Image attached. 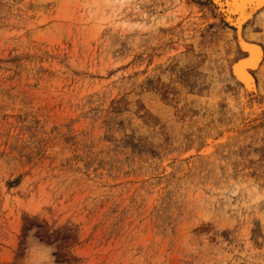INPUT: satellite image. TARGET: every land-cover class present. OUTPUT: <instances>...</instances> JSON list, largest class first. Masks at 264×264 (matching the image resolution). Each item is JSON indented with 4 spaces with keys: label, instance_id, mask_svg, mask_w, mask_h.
Returning <instances> with one entry per match:
<instances>
[{
    "label": "rangeland",
    "instance_id": "374dc122",
    "mask_svg": "<svg viewBox=\"0 0 264 264\" xmlns=\"http://www.w3.org/2000/svg\"><path fill=\"white\" fill-rule=\"evenodd\" d=\"M260 7L0 0V264H264Z\"/></svg>",
    "mask_w": 264,
    "mask_h": 264
},
{
    "label": "bare ground",
    "instance_id": "6f19581e",
    "mask_svg": "<svg viewBox=\"0 0 264 264\" xmlns=\"http://www.w3.org/2000/svg\"><path fill=\"white\" fill-rule=\"evenodd\" d=\"M112 1V0H108ZM117 0H114V2ZM218 5H223L226 7L229 15L234 17H238L236 19V23L234 21L233 25H238L237 30L235 31L236 36L238 38V43L241 50L244 52H248L245 57L240 59L238 62L233 64L232 72L235 76V79L242 84V89L245 92H250L255 89V80L252 75V71L257 69L260 66L263 57L262 48L255 44L246 41L241 36V30L243 25L252 17L253 13L257 11V9L261 8L263 0H213ZM221 1V2H219Z\"/></svg>",
    "mask_w": 264,
    "mask_h": 264
},
{
    "label": "clouds",
    "instance_id": "9594fccd",
    "mask_svg": "<svg viewBox=\"0 0 264 264\" xmlns=\"http://www.w3.org/2000/svg\"><path fill=\"white\" fill-rule=\"evenodd\" d=\"M48 205L44 203H40L38 208L35 211L32 208H21L28 211L30 214H37L43 216L45 212L42 211V206ZM37 229L33 228L30 230L26 241H25V249L24 254L19 260V264H55L56 257L53 253L56 250V246L46 244L42 240H40L35 232Z\"/></svg>",
    "mask_w": 264,
    "mask_h": 264
},
{
    "label": "water",
    "instance_id": "95a60500",
    "mask_svg": "<svg viewBox=\"0 0 264 264\" xmlns=\"http://www.w3.org/2000/svg\"><path fill=\"white\" fill-rule=\"evenodd\" d=\"M221 1H224V0H221ZM221 1H219V2H221ZM236 18H238V17H236ZM249 54V53H248Z\"/></svg>",
    "mask_w": 264,
    "mask_h": 264
}]
</instances>
